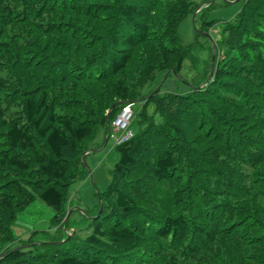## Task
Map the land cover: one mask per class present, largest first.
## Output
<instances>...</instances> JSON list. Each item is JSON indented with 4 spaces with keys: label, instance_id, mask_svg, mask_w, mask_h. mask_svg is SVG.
Returning a JSON list of instances; mask_svg holds the SVG:
<instances>
[{
    "label": "trees",
    "instance_id": "1",
    "mask_svg": "<svg viewBox=\"0 0 264 264\" xmlns=\"http://www.w3.org/2000/svg\"><path fill=\"white\" fill-rule=\"evenodd\" d=\"M241 1L213 39V0H0V264H264V0ZM199 4L204 43L181 44ZM184 60L187 91L144 89ZM131 101L88 234L11 245L35 199L66 222L87 140Z\"/></svg>",
    "mask_w": 264,
    "mask_h": 264
},
{
    "label": "rangeland",
    "instance_id": "2",
    "mask_svg": "<svg viewBox=\"0 0 264 264\" xmlns=\"http://www.w3.org/2000/svg\"><path fill=\"white\" fill-rule=\"evenodd\" d=\"M195 2L200 3V0H195ZM241 4V0H213L205 13L207 19L216 20V23L210 30V34L214 36L213 39L218 38L224 22L236 17L241 8ZM200 5L193 12L194 16L203 6ZM193 14L185 16L177 25L178 41L181 44L191 43L196 38L201 43H204L205 38L201 34L202 32H198V21H194ZM211 52L209 51L207 54V51L203 49L197 53L200 59L197 69L204 67L208 63L210 64L211 57L209 62L208 55ZM188 64L189 61L184 60L179 74L172 72L167 74L165 70L156 72L153 79L144 89H158L160 92L169 91L179 93L187 91L190 87L188 80H191L195 70L190 68ZM125 105H129L134 114V111H136L141 103L139 101H131L125 103ZM147 110L150 112L152 106L149 105ZM131 130L133 131V129ZM105 136L103 128L98 127L95 130L94 137L87 140L88 150L85 152L83 158V167L86 170V174L76 180L70 187V201L67 203L70 207L65 214V216H68L66 222L60 221L58 223L52 221L51 218L54 215L53 208L39 199H35L17 213L12 227L16 240L11 245H22L30 239L34 243L45 240L59 243L64 239L58 241V237L66 234L70 235L73 230H75V240L82 239L88 234V225L92 217L93 208L97 202V193L106 188L110 179V169L118 158L114 140L112 137L107 139ZM32 241L28 244H32Z\"/></svg>",
    "mask_w": 264,
    "mask_h": 264
},
{
    "label": "built area",
    "instance_id": "3",
    "mask_svg": "<svg viewBox=\"0 0 264 264\" xmlns=\"http://www.w3.org/2000/svg\"><path fill=\"white\" fill-rule=\"evenodd\" d=\"M132 117V108L129 105H125L118 110L115 117L110 122L108 137H112L116 144L121 143L132 136L133 131L129 127Z\"/></svg>",
    "mask_w": 264,
    "mask_h": 264
},
{
    "label": "water",
    "instance_id": "4",
    "mask_svg": "<svg viewBox=\"0 0 264 264\" xmlns=\"http://www.w3.org/2000/svg\"><path fill=\"white\" fill-rule=\"evenodd\" d=\"M201 6V5H200ZM199 6V7H200ZM193 18H194V14H193ZM212 68H213V56L211 57V62H210V66H209V73L207 75V78H209L210 74H211V71H212ZM168 72V71H167ZM166 72V73H167Z\"/></svg>",
    "mask_w": 264,
    "mask_h": 264
},
{
    "label": "clouds",
    "instance_id": "5",
    "mask_svg": "<svg viewBox=\"0 0 264 264\" xmlns=\"http://www.w3.org/2000/svg\"><path fill=\"white\" fill-rule=\"evenodd\" d=\"M124 106H125V105H124ZM122 107H123V106H122ZM112 120H113V119H112ZM112 120H111V121H112Z\"/></svg>",
    "mask_w": 264,
    "mask_h": 264
},
{
    "label": "crops",
    "instance_id": "6",
    "mask_svg": "<svg viewBox=\"0 0 264 264\" xmlns=\"http://www.w3.org/2000/svg\"><path fill=\"white\" fill-rule=\"evenodd\" d=\"M105 133V132H104ZM106 137V136H105Z\"/></svg>",
    "mask_w": 264,
    "mask_h": 264
}]
</instances>
